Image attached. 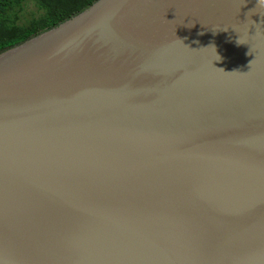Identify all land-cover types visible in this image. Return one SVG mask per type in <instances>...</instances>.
Instances as JSON below:
<instances>
[{
    "label": "water",
    "instance_id": "water-1",
    "mask_svg": "<svg viewBox=\"0 0 264 264\" xmlns=\"http://www.w3.org/2000/svg\"><path fill=\"white\" fill-rule=\"evenodd\" d=\"M0 264H264V7L94 0L0 49Z\"/></svg>",
    "mask_w": 264,
    "mask_h": 264
},
{
    "label": "trees",
    "instance_id": "trees-1",
    "mask_svg": "<svg viewBox=\"0 0 264 264\" xmlns=\"http://www.w3.org/2000/svg\"><path fill=\"white\" fill-rule=\"evenodd\" d=\"M94 0H0V49L56 25Z\"/></svg>",
    "mask_w": 264,
    "mask_h": 264
},
{
    "label": "clouds",
    "instance_id": "clouds-1",
    "mask_svg": "<svg viewBox=\"0 0 264 264\" xmlns=\"http://www.w3.org/2000/svg\"><path fill=\"white\" fill-rule=\"evenodd\" d=\"M257 5L264 7V0H257Z\"/></svg>",
    "mask_w": 264,
    "mask_h": 264
}]
</instances>
